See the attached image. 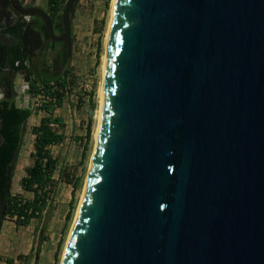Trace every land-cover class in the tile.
<instances>
[{
  "label": "water",
  "instance_id": "1",
  "mask_svg": "<svg viewBox=\"0 0 264 264\" xmlns=\"http://www.w3.org/2000/svg\"><path fill=\"white\" fill-rule=\"evenodd\" d=\"M103 81L62 264H264V0H115Z\"/></svg>",
  "mask_w": 264,
  "mask_h": 264
},
{
  "label": "trees",
  "instance_id": "2",
  "mask_svg": "<svg viewBox=\"0 0 264 264\" xmlns=\"http://www.w3.org/2000/svg\"><path fill=\"white\" fill-rule=\"evenodd\" d=\"M66 2L48 0L49 10L46 13L54 27L59 24ZM70 19L72 22V13ZM39 22L40 24H37L32 17L27 22L12 9L10 0H0V26L3 27L0 35V88L4 94V99L0 101V228L6 218L13 219L16 226H27L32 219L42 221L43 226L46 225L54 210L58 190L64 183L72 188L65 216L66 228L72 218L76 191L82 183V177L73 179V176L64 172V162L54 157L50 150L51 146L60 145L65 139L64 124L61 119L52 117L53 111L61 106L66 95H71L76 79L68 70L67 54L61 58L55 71H44V53L47 50L53 52L55 42L50 41L40 19ZM17 74L28 84L31 94L40 96L41 100L45 96H51L53 103H42L34 111L17 107L13 88ZM51 83L56 86L53 91L49 89ZM93 97L94 91L89 92L81 164L88 156L91 140V126L96 108ZM37 111L46 113L47 117L41 118L39 124L31 129L34 139L30 156L33 163L26 169L25 176L19 182L23 191L32 193V200H27L17 195L12 196L10 190L25 126ZM44 241L43 237L39 238L40 243ZM59 252L60 243L55 252V264ZM34 264H38L37 259Z\"/></svg>",
  "mask_w": 264,
  "mask_h": 264
},
{
  "label": "rangeland",
  "instance_id": "3",
  "mask_svg": "<svg viewBox=\"0 0 264 264\" xmlns=\"http://www.w3.org/2000/svg\"><path fill=\"white\" fill-rule=\"evenodd\" d=\"M19 1L22 4L28 0ZM41 4V9L48 12V0H44ZM111 8L112 0H78L76 8L72 12L71 55L69 57L68 70L76 79L71 92V99L73 101L72 104L76 115L74 116L75 121L72 122L73 126L69 127L67 130L66 142L62 143V145L53 147L51 151L54 157H58L60 162H64V172L71 175V177L73 176V179L75 177H82V183L80 189L76 191V202L74 204L72 218L66 228L65 216L68 212V203L71 199L72 190L71 186L66 183L61 184L58 190L54 203L55 207L47 224L43 226L42 221L39 220H34L32 225L30 224V228L28 230H33V232H31L33 242L31 244L30 251L26 256H24V259H22V261H25L26 264H34L36 259L38 264H55V252L59 243L60 252L56 264H61L63 250L75 219L81 194L83 193V187L85 185L87 171L91 161L90 159L94 150L95 132L97 128V112L100 107L99 89L103 77V56L105 53V41L109 26ZM32 19L37 24H40L39 18L32 17ZM55 30L58 32L61 31L60 21L59 24L55 26ZM61 47L62 48L59 52L61 54L54 51L52 52L51 50H47L44 53L46 64L45 66L43 65V69L46 73L55 71L57 66L60 65V61L62 60L61 58L67 54L66 46L62 44ZM56 56L58 57L56 58ZM22 83V77L17 75L15 77V89L20 90L23 85ZM91 91H94L93 99L96 103V108L91 126L92 132L88 156L83 164H81V152L84 144L82 138L85 136V127L87 124V110L89 103L88 93ZM44 115H46V113L37 111L27 121L16 165L18 168L16 172L17 174L15 173L12 181L13 188L10 190L11 195L18 196L17 190H21L17 179L24 175L26 169L33 163V159L30 156L33 151L32 145L34 139L31 135V129L39 124L40 119ZM11 221H13V219L6 218L2 222L0 229V236L2 238L4 236L3 233L17 235L15 234L17 231V229L15 231V224L9 223ZM21 230L22 229H20V231ZM29 231L28 233L30 234ZM11 237L8 236L5 242L2 241L3 243L0 250L2 253H4L3 251L9 247L7 242L11 240ZM40 237H43L45 241L40 243ZM6 260L7 258L1 254L0 262L8 263Z\"/></svg>",
  "mask_w": 264,
  "mask_h": 264
},
{
  "label": "crops",
  "instance_id": "4",
  "mask_svg": "<svg viewBox=\"0 0 264 264\" xmlns=\"http://www.w3.org/2000/svg\"><path fill=\"white\" fill-rule=\"evenodd\" d=\"M44 0H28V4L29 6H36V7H39L41 8L42 7V2ZM47 3V1H46ZM63 43H58V44H55L53 46V51L54 52H60L61 50V46H62ZM58 67V66H57ZM60 68V67H59ZM22 77V76H21ZM23 81V79H22ZM13 88H15V80H14V85H13ZM72 95H66L63 99V102L61 104L60 107L56 108L54 111H53V114H52V117H56V118H59L62 120L63 124H64V129H63V133H64V136H65V139L62 143L66 142L67 140V130L69 127H72V122L75 121L74 119V116L76 115V113L74 112V108H73V104H72V99H71ZM32 117V116H31ZM30 117V118H31ZM43 117H47V115H44L42 116ZM29 118V119H30ZM62 143L60 145H62ZM55 147V146H51L50 147V150H52V148ZM52 153V151H51ZM17 165V164H16ZM32 166V165H31ZM30 166V167H31ZM29 167V168H30ZM17 167H15V171H14V175H13V178H12V181L14 179V176H15V173L17 172ZM17 174V173H16ZM24 175H22L19 179H17V182L19 184L20 182V179L22 177H24ZM16 179V178H15ZM12 182H11V189H12ZM19 188H20V185H19ZM18 188V189H19ZM21 191H18L17 190V194L18 196L24 198V199H27V200H32L33 196H32V193H29V192H25L23 191L21 188H20ZM13 196V195H12ZM35 219H32L29 224L27 226H16L15 225V231L17 235H12V234H8V233H3L4 236L3 238L0 236V250H1V245L3 242L6 241V238L9 236L11 237V240H9L8 245L9 247L3 251L4 253H2L0 251V256L2 254V256H5L7 258L6 261H11L10 264H26L25 261H22V259H24V256H26L28 254V252L30 251V248H31V244L33 242V236L31 235V232H33V230L29 231L28 229L30 228V224L32 225V222L34 221ZM10 224H15L13 221L9 222ZM2 226V225H1ZM1 229V228H0ZM20 229H22L20 231ZM25 230H28L30 232V234L28 233V231H25ZM1 231V230H0ZM9 239V238H8ZM7 239V240H8ZM14 239V240H13ZM3 241V242H2ZM12 241V242H11ZM19 257H23L22 259L19 258ZM18 258V259H17ZM2 259V257H1ZM0 264H9V263H5V262H0Z\"/></svg>",
  "mask_w": 264,
  "mask_h": 264
},
{
  "label": "built area",
  "instance_id": "5",
  "mask_svg": "<svg viewBox=\"0 0 264 264\" xmlns=\"http://www.w3.org/2000/svg\"><path fill=\"white\" fill-rule=\"evenodd\" d=\"M22 5L29 6L28 1L23 2ZM15 17V16H14ZM24 19L28 22L31 20V17L29 16H23ZM3 27L0 26V35H1V29ZM17 65V63H16ZM20 75V74H17ZM23 85L21 86L20 90H16L14 88V102L17 107L19 108H28L31 111H34L36 108L40 107L42 103H53V99L51 96H45L44 99H40V96H34L30 93V89L28 87V84L23 81ZM50 91L56 89V86L51 83L49 87ZM43 93V92H42ZM4 99L3 91L0 88V101Z\"/></svg>",
  "mask_w": 264,
  "mask_h": 264
},
{
  "label": "bare ground",
  "instance_id": "6",
  "mask_svg": "<svg viewBox=\"0 0 264 264\" xmlns=\"http://www.w3.org/2000/svg\"><path fill=\"white\" fill-rule=\"evenodd\" d=\"M114 3H115V0H112L111 15H110V20H109V26H108L107 34H106V41H105V53H104V56H103V66H102L103 74H104V65H105V57H106V48H107V43H108V37H109V31H110L111 18H112L113 9H114ZM103 89H104V81H103V77H102V81H101V85H100V89H99V93H100V107H99V110L97 112V128H96V132H95V144H94V148H95V145H96V136H97L98 129H99L101 102H102V98H103ZM91 158H92V156H91ZM89 167H90V164H89ZM87 175H88V171H87ZM86 180H87V176H86ZM86 180H85V184H86ZM83 192H84V187H83ZM82 195H83V193L81 194L80 201L82 199ZM80 201H79V205H80ZM79 205H78V208H79ZM78 208H77V212H78ZM77 212H76V214H77ZM76 214H75V218H76ZM71 228H72V226H71ZM68 237H69V235H68ZM68 237H67V241H68ZM67 241H66V244H67ZM65 248H66V245H65ZM65 248L63 250V255H64V252H65ZM63 255H62V258H63ZM61 264H62V259H61Z\"/></svg>",
  "mask_w": 264,
  "mask_h": 264
},
{
  "label": "flooded vegetation",
  "instance_id": "7",
  "mask_svg": "<svg viewBox=\"0 0 264 264\" xmlns=\"http://www.w3.org/2000/svg\"><path fill=\"white\" fill-rule=\"evenodd\" d=\"M55 32L57 33V34H59V32L57 31V30H55ZM65 45V44H64ZM66 46V45H65Z\"/></svg>",
  "mask_w": 264,
  "mask_h": 264
}]
</instances>
